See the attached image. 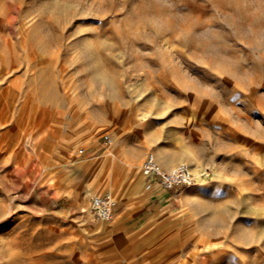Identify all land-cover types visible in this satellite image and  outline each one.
Listing matches in <instances>:
<instances>
[{
    "label": "rangeland",
    "instance_id": "obj_1",
    "mask_svg": "<svg viewBox=\"0 0 264 264\" xmlns=\"http://www.w3.org/2000/svg\"><path fill=\"white\" fill-rule=\"evenodd\" d=\"M0 264H264V0H0Z\"/></svg>",
    "mask_w": 264,
    "mask_h": 264
},
{
    "label": "built area",
    "instance_id": "obj_2",
    "mask_svg": "<svg viewBox=\"0 0 264 264\" xmlns=\"http://www.w3.org/2000/svg\"><path fill=\"white\" fill-rule=\"evenodd\" d=\"M106 144H111V138L105 136ZM142 172L145 176L151 177L164 190H172L178 187H191L196 180L190 167L185 163L167 169L158 161L154 152L148 153ZM116 198L111 192L94 195L92 197L91 210L100 221H110L113 217V210L116 205Z\"/></svg>",
    "mask_w": 264,
    "mask_h": 264
},
{
    "label": "crops",
    "instance_id": "obj_3",
    "mask_svg": "<svg viewBox=\"0 0 264 264\" xmlns=\"http://www.w3.org/2000/svg\"><path fill=\"white\" fill-rule=\"evenodd\" d=\"M121 153V151H120ZM109 152L105 150L96 160H108ZM122 160V159H119ZM170 160H181L179 155L173 156ZM167 167H170L172 164L165 162ZM144 180L135 176L133 180L129 179L125 182L123 193L121 194V199L118 202V206L115 209V218L114 222L116 223V230L122 233V235L128 234L127 227L133 225L140 214L143 213L146 206L152 204L155 201V198H160L163 194L162 191L155 190L158 184L151 177L143 176ZM175 188L176 189H179ZM165 193L169 191L165 190ZM120 194V193H119ZM160 194V196L158 195ZM162 194V195H161ZM158 195V196H157ZM162 201V200H160ZM109 222V221H106Z\"/></svg>",
    "mask_w": 264,
    "mask_h": 264
},
{
    "label": "bare ground",
    "instance_id": "obj_4",
    "mask_svg": "<svg viewBox=\"0 0 264 264\" xmlns=\"http://www.w3.org/2000/svg\"><path fill=\"white\" fill-rule=\"evenodd\" d=\"M161 190L165 191L164 189L161 188Z\"/></svg>",
    "mask_w": 264,
    "mask_h": 264
}]
</instances>
